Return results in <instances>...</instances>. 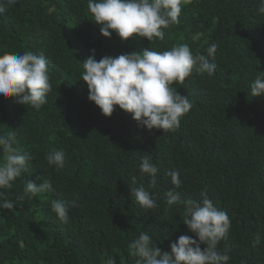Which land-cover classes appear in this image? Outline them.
I'll return each instance as SVG.
<instances>
[{
  "label": "trees",
  "instance_id": "1",
  "mask_svg": "<svg viewBox=\"0 0 264 264\" xmlns=\"http://www.w3.org/2000/svg\"><path fill=\"white\" fill-rule=\"evenodd\" d=\"M259 0H190L179 23L163 41L130 37L122 41L100 33L88 0H16L0 14V55L43 53L50 61L52 91L39 110L0 97V135L16 133L22 152L33 156L22 176L6 189L14 209H0V264H136L128 245L147 232L162 252L181 235L184 205H167L174 186L167 172L178 171L182 200L202 201L201 191L231 221L218 251L228 264H264V95H251V82L264 74V14ZM187 44L207 57L214 75L195 71L177 86L192 103L175 132L147 129L119 109L105 117L88 99L81 73L93 55L99 61L144 49L162 52ZM176 87V85H173ZM63 150L57 170L45 159ZM150 156L158 168L148 190L158 207L145 210L130 189L144 183L140 164ZM41 180L37 181L36 178ZM135 177V180L133 178ZM52 183V190L23 197L28 181ZM21 197H23L21 199ZM53 200L77 206L64 224L51 209ZM260 242L256 243V236ZM205 246L202 244L203 250Z\"/></svg>",
  "mask_w": 264,
  "mask_h": 264
},
{
  "label": "clouds",
  "instance_id": "2",
  "mask_svg": "<svg viewBox=\"0 0 264 264\" xmlns=\"http://www.w3.org/2000/svg\"><path fill=\"white\" fill-rule=\"evenodd\" d=\"M16 0H0V14L6 11V5L15 4ZM190 0H88V10L100 33L111 37L113 32L122 40L130 37L146 38L152 42L165 38V30L179 23L182 7ZM258 13L264 14V0H259ZM217 45L207 48V57L193 55L187 44L173 45L162 52L144 49L132 51L115 58L105 56L97 61L93 55L86 58L81 73L89 90L88 99L95 103L105 117H111L115 106L126 113H131L138 125L147 129L175 132L180 127L182 116L187 114L192 103L186 95L177 91L186 78L193 72L214 75L216 64L208 57L215 56ZM50 61L43 53L37 55L31 51L23 54L5 52L0 55V97L14 98L16 103L30 105L39 110L45 105L52 91L50 83ZM176 85L174 87L173 85ZM251 95H264V74L258 75L251 82ZM16 133L0 135V209L13 210L14 202L7 198L6 189L13 187V182L20 178L28 168L33 156L22 152L16 142ZM45 159L50 167L59 170L64 166L65 153L57 150L49 152ZM158 168L150 156H143L140 164L141 179L148 178V187L144 183L130 189L143 209L158 207L155 194L149 191L157 184ZM171 178L166 195L169 208L177 203L184 205V225L195 235H181L170 245L171 252H162L147 232L128 245L130 255L139 259L136 264H228L230 256L227 250L218 251L221 240L227 238L231 221L226 212L220 210L209 198L207 189L201 191L202 201L182 200L176 191L183 183L178 171H168ZM37 181L41 178L37 177ZM135 180V177L133 178ZM53 185L47 180L28 181L23 190V197L52 190ZM21 197V199L23 198ZM77 206L63 200H53L51 209L64 224L69 223V211ZM256 243L260 242L257 235ZM205 247L201 248V245ZM106 264H116L109 258Z\"/></svg>",
  "mask_w": 264,
  "mask_h": 264
}]
</instances>
